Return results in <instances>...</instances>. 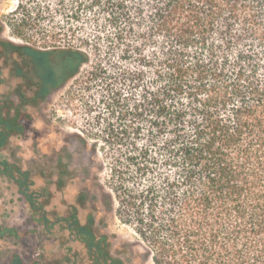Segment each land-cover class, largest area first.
I'll return each mask as SVG.
<instances>
[{
    "label": "trees",
    "instance_id": "16d2710c",
    "mask_svg": "<svg viewBox=\"0 0 264 264\" xmlns=\"http://www.w3.org/2000/svg\"><path fill=\"white\" fill-rule=\"evenodd\" d=\"M69 81L102 204L153 264H264V0H17L0 18V177L66 247L56 264H124L95 194L51 205L65 166L7 153Z\"/></svg>",
    "mask_w": 264,
    "mask_h": 264
},
{
    "label": "rangeland",
    "instance_id": "374dc122",
    "mask_svg": "<svg viewBox=\"0 0 264 264\" xmlns=\"http://www.w3.org/2000/svg\"><path fill=\"white\" fill-rule=\"evenodd\" d=\"M16 2L0 0L1 19ZM4 35L21 42L10 35L8 28ZM71 85L72 81H69L53 90L40 105L31 108L32 120L28 122L23 135L11 140L8 156L33 173H50L52 180H55L54 166H65L67 174L63 178L66 184L55 191L51 205L64 207L70 204L79 191L87 193V203L90 205L91 195L95 194L99 214L106 224L105 230L113 236L112 250L115 254L123 259L124 264H153L146 246L135 232L102 204L101 191L93 180L95 167L92 166V162L99 159V153L95 152L89 141L85 143L78 137L83 120L75 102L67 96ZM52 188L55 189V185ZM27 216V208L19 199L15 187L0 177V264H56L55 260L68 253L66 247L60 246L53 237L40 234ZM8 229H12L15 235L6 232ZM69 243L78 248L76 242ZM62 263L66 264L64 261Z\"/></svg>",
    "mask_w": 264,
    "mask_h": 264
}]
</instances>
